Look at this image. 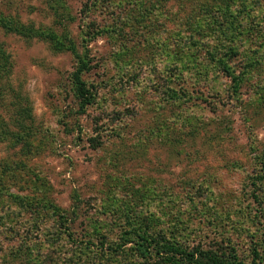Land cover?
<instances>
[{
  "label": "rangeland",
  "instance_id": "obj_1",
  "mask_svg": "<svg viewBox=\"0 0 264 264\" xmlns=\"http://www.w3.org/2000/svg\"><path fill=\"white\" fill-rule=\"evenodd\" d=\"M133 227L264 264V0H0V264H143Z\"/></svg>",
  "mask_w": 264,
  "mask_h": 264
},
{
  "label": "trees",
  "instance_id": "obj_2",
  "mask_svg": "<svg viewBox=\"0 0 264 264\" xmlns=\"http://www.w3.org/2000/svg\"><path fill=\"white\" fill-rule=\"evenodd\" d=\"M66 50L69 51L77 58V69L72 76L77 99L80 102V110L85 109L94 102V93L91 87L82 79V74L89 70V63L86 58L78 55L74 45H66ZM227 76L231 77L233 81L236 80L232 77L229 68L224 65ZM258 200V198L256 197ZM55 215L60 219L59 209L54 210ZM65 223V221L63 222ZM134 235L136 241L134 250L137 259H141L143 264H244L241 262L232 247H216V248H203V247H190L184 243L172 241L163 234H149L141 232V230L132 228L127 236ZM129 239H125L128 241ZM255 258L252 264H258L257 258L260 256L258 250H254Z\"/></svg>",
  "mask_w": 264,
  "mask_h": 264
}]
</instances>
